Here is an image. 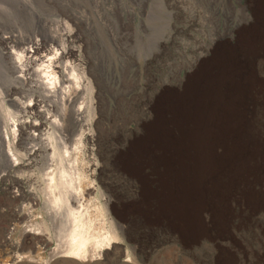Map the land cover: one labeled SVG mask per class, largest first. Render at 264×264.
I'll return each mask as SVG.
<instances>
[{
	"label": "bare ground",
	"instance_id": "1",
	"mask_svg": "<svg viewBox=\"0 0 264 264\" xmlns=\"http://www.w3.org/2000/svg\"><path fill=\"white\" fill-rule=\"evenodd\" d=\"M249 3L253 22L237 44L225 43L179 89H166L144 136L119 152L125 168L149 177L142 179L146 188L140 199L128 204L133 216L197 239L259 228L256 218L264 212V0ZM39 23L36 37L0 40L12 70L6 101L17 115L15 143L7 128L0 143L5 173L39 169L43 181L33 180L34 175L15 179L19 199L35 206L38 198L43 211L36 218L30 207L19 211V220H28L22 236H30L51 260L109 257L122 227L105 214L97 160L86 171L80 168V154L92 139L87 127L99 124L100 108L84 45L76 46L80 19L65 12ZM5 244L17 248L8 240ZM41 252L17 254L6 264L25 259L39 264L45 259ZM252 255L254 263L264 264V250ZM222 262L238 264L237 252L226 251Z\"/></svg>",
	"mask_w": 264,
	"mask_h": 264
},
{
	"label": "rangeland",
	"instance_id": "2",
	"mask_svg": "<svg viewBox=\"0 0 264 264\" xmlns=\"http://www.w3.org/2000/svg\"><path fill=\"white\" fill-rule=\"evenodd\" d=\"M249 2L0 0V40L11 35L36 37L40 18L65 12L79 17L80 42L76 46L84 45L85 60L92 70L89 78L95 96L99 93L100 97L96 110L99 124L94 121L87 127V137L92 135L93 140L85 143L80 168L86 171L89 162L97 160L96 184L104 195L105 214L122 227L118 247L109 251V257L102 255L88 262L51 260L46 251L32 244L30 236H22L28 220L18 217L19 211L30 208L35 218L42 216L40 200L34 197L35 206L32 200H20L15 184L16 177L29 175L42 184L40 170L7 174L0 153V264L28 252L42 253L45 259L39 264H223L224 253L232 249L237 252L238 264H256L252 253L264 250V212L258 214L260 226L253 232L198 239L164 223L144 221L132 215L128 204L140 199L146 188L142 179L149 177H137L119 159L120 151L144 136L158 98L166 89H179L225 43L237 44L248 21L253 22ZM2 49L0 42V143L6 128L15 143L12 132L17 115L5 95L12 85V70ZM87 149L93 150L92 155ZM46 223L53 229L51 221ZM7 240L17 248L6 246ZM17 264L38 263L25 259Z\"/></svg>",
	"mask_w": 264,
	"mask_h": 264
}]
</instances>
